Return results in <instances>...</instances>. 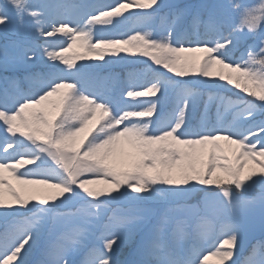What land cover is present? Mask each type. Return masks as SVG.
Masks as SVG:
<instances>
[{
    "label": "snow or ice",
    "instance_id": "6c2138e0",
    "mask_svg": "<svg viewBox=\"0 0 264 264\" xmlns=\"http://www.w3.org/2000/svg\"><path fill=\"white\" fill-rule=\"evenodd\" d=\"M37 7L32 0L0 4V24L9 22V13L22 23L30 17L40 36L60 33L67 45L44 47L41 55L52 63H45V72L31 74L39 81L34 94L5 92L0 97V132L11 137L0 143V209L18 205L2 213L14 219L0 233V264H24L23 255L49 222L54 235L45 246V264H77L70 259L74 255L82 256L79 264H121L114 258V246L140 232L144 235L129 264H236L238 218L258 211L264 226V119L257 120L258 114L264 116V0L183 7L163 0H115L91 11L85 10L87 5H63L81 9L79 18L53 20L50 29ZM131 9L138 11L124 15ZM113 17L159 21L161 31L157 35L141 28L119 37L97 35L108 30L97 25L115 28L121 23ZM191 28L202 31L190 37ZM241 43L245 48L240 60L231 59ZM77 44L84 54L66 56ZM88 53L102 64H75ZM121 53L146 58L132 63L144 64L152 79L116 96L96 86L102 79L97 70L123 61ZM196 53L201 55H184ZM35 58L31 50L22 57ZM215 66L227 69V74L218 73L219 81L250 99L220 95L228 91L224 83L197 79L211 77ZM212 89L218 93L214 117L203 100L204 92ZM169 90L175 93L172 109L162 117L161 98ZM125 96L156 99L129 103ZM47 160L55 167H41ZM24 164L35 167L19 171ZM9 181L55 191L25 198L19 194L23 187L17 190ZM99 183L106 187H90ZM193 193L203 197L205 209L197 216L198 237L208 239L217 223L221 236L214 250L204 254L194 247L189 257L168 239L169 234L172 242L185 235L184 221L154 209L151 202H178ZM121 202L130 211L107 207ZM104 216L108 234L100 237L102 246H90L92 230Z\"/></svg>",
    "mask_w": 264,
    "mask_h": 264
},
{
    "label": "trees",
    "instance_id": "16d2710c",
    "mask_svg": "<svg viewBox=\"0 0 264 264\" xmlns=\"http://www.w3.org/2000/svg\"><path fill=\"white\" fill-rule=\"evenodd\" d=\"M52 10L57 11L61 7V4L65 0H44ZM78 1V0H76ZM4 0H0V4H3ZM106 2V5L113 4L115 0H98L97 5H103ZM219 2V0H192L191 4H204V3H215ZM238 2V1H237ZM105 5V4H104ZM178 6L183 7L184 5L182 3L177 4ZM48 23L44 24V27H48L50 29V22L54 20V17L52 16ZM135 17H130L127 20H124L123 17H118L116 20H120L121 23L117 24L115 28H111L108 25H100L99 28L108 29L106 31H100L101 33H106L110 30H119V29H129V27L136 23ZM189 26L186 25V28ZM182 32H185V29H181ZM197 31H202V29L197 28H191L190 31H187V35L190 37H195V34ZM58 38L60 42H64V35L57 33L55 37H47V36H40L37 32L34 31V27L30 28L27 25H23L21 29L18 30H7L0 28V48L5 47L8 48V51L5 53H1L0 51V97L4 95L5 92H7L9 95L15 94L17 91L22 94H34L37 84L39 81L32 79L31 74H40L45 72L47 69L43 65L44 63V57L41 53L43 52L44 47L51 45V41L53 39ZM15 42H19L20 46H23L24 52L31 50V52H34L38 55V57L35 58L33 62H30L26 65H19L17 63H13L9 57V50L11 51V48L13 47ZM248 43H252V41H248ZM245 45L241 43L233 51L231 54V59L233 60H240L241 55L244 51ZM22 51V50H21ZM43 61V62H42ZM75 64H91L87 60H79L75 62ZM64 67V66H60ZM161 71L164 72L165 75H168L165 73V70L161 69ZM220 71H223L225 74H227V69H220L219 66H215L211 77H203V78H197V79H204L209 82L215 81L216 83H224L226 89L228 91L219 93L220 95H228L231 96L233 93L236 94L238 97H242L243 99H250L245 93L239 92V90L235 89L231 85H227L226 82L219 81L218 79V73ZM97 74L102 78L99 83L96 85L101 90L112 94L115 93L121 94V92H124L125 89L128 87H136L140 88L143 85L147 84L151 79L152 76L148 74L147 69L144 64L139 63H132L127 60H123L121 63H112L110 66H103V68L97 70ZM173 79H177L174 78ZM217 90H207L204 92L203 100L207 101L208 107L210 112L212 113L213 117L215 116V113L217 111ZM175 93H173L171 90H169V93L166 97L161 98L160 103V109H161V116L167 115L171 109H172V99L174 98ZM236 96L233 97V99L236 98ZM51 100H55L56 98H50ZM143 99H156L155 97H137V98H131L130 103L137 102ZM201 107H203V104H201ZM264 119V116L257 115V120ZM7 137L8 139H11L10 136H8L5 132H0V143H2ZM18 139H23L22 137H18ZM25 143H27L25 141ZM12 150L10 149L9 152ZM20 151H25V149H20ZM15 155V153H13ZM17 159H20V157H17ZM24 159H27V157H24ZM259 159V158H257ZM12 162V161H10ZM37 163H40L37 161ZM251 167V165H248ZM35 165H28L24 164L19 171L27 172L29 169L34 168ZM41 167H55L53 162L51 160H47L46 164L41 165ZM89 178L93 179H100L102 180L103 177H94L91 174H88ZM9 183L12 184L13 188H16L19 190L21 187H23V191L19 192V194L22 197H29L34 194H48L52 193L55 190L50 188H45L40 185H26V186H19L16 185L14 181H9ZM90 187L94 188H103L106 187L103 183H99L96 185H90ZM256 193L259 194L260 189L257 188ZM6 199L9 201L11 200L10 197L6 196ZM103 199V197L101 198ZM151 206L154 209H158L160 211H172V212H185L188 208H191L193 206H198L200 210H202L203 207V197H198L195 193L192 195L183 198L182 200L178 202H172V203H166L164 200H157L151 202ZM18 207V205H13V209ZM107 207L118 210V211H130L128 205L126 202H121L119 205H108ZM13 209H0V233H2L6 227H8L12 220L14 218L9 217L5 218L2 213L5 211H13ZM31 215V214H29ZM108 215H111V212L108 213ZM103 216V213H102ZM198 216V215H197ZM197 216L192 220V222H189L185 218H181L184 221L185 225V235L181 238H178L175 242L171 241V236L169 234V242L172 243V246L174 248L179 249L183 253H185L186 256L191 255L192 249L195 247L197 249V252H203L204 254L208 250V246L210 242H208L207 239L199 238L197 235ZM154 221V220H153ZM152 221V223H154ZM107 222V217L104 216L103 220L97 223L95 228L92 230V235L90 236L88 243L89 245H93L96 243H99L101 246L103 244V241L100 239L102 235L108 234L107 230L105 229V223ZM151 225H148L150 227ZM221 230V225L217 223L215 225V229L213 232L209 234V237L213 239V242L215 243L218 240V232ZM147 231V228L144 230ZM54 232L52 230L51 222L42 229L41 235L37 242L33 245V247L27 252L26 255H23L24 264H45L48 257L45 255V246L47 242L53 237ZM144 235V232H140L137 235H134L133 238L127 239L124 244H121L119 246H114L115 250V259H118L121 264H129V261L133 259L131 253L133 249L136 246V243L139 241L141 236ZM241 243V240L239 239L236 248L234 249V257L233 259L236 261V264H260L262 260H264V237L258 236L254 238L253 240L248 242L247 247L240 249L239 244ZM27 247V246H26ZM255 249V251H254ZM23 253V250H22ZM70 259H73L79 264V261L82 259V256L74 255L70 257ZM13 264H17V262H13ZM226 264H231V260L228 261Z\"/></svg>",
    "mask_w": 264,
    "mask_h": 264
},
{
    "label": "rangeland",
    "instance_id": "374dc122",
    "mask_svg": "<svg viewBox=\"0 0 264 264\" xmlns=\"http://www.w3.org/2000/svg\"><path fill=\"white\" fill-rule=\"evenodd\" d=\"M239 3H251L252 0H237ZM98 0H66L63 1L61 4V7L59 9H57V11H54L51 9V7L44 1V0H32V3H34L35 5H37L38 7L36 8L37 11H40L43 13V21L44 24L48 23L50 20H52V16L54 17V20H60V19H78L79 18V14L81 9L79 8H66L63 7V5H87L89 6L87 9V11H91L93 10V8L95 6H103L104 4L106 5V2L103 5H97ZM164 3L167 4H180L182 3L184 6L185 5H192L191 2L192 0H163ZM258 2V0H257ZM129 11H138L136 9H131V10H126L124 15H128ZM9 17L10 20L7 24H0V28L3 29H7V30H18L21 29V27H23V25H27L30 28H33L34 25L33 23H30L31 18L30 17H26L24 22L22 23L20 21L19 18L13 16L11 13H9ZM118 17H113L112 19L115 21ZM59 26V25H57ZM100 25H97L96 27L99 28ZM144 29L145 31H153L155 32L157 35L160 33L161 31V27H160V22L159 21H155L153 22H149V21H143L140 19H136V23H133L129 29H119V30H110L106 33H101L99 34V32H97V35L99 36H107V37H119V36H125L126 34L131 33L134 29ZM66 40V37L64 36V41ZM51 47L57 48L59 49L62 45L64 47H66L67 45L64 42H60V40L58 38L53 39L51 41ZM47 47V46H46ZM22 50V51H21ZM1 53H5L8 51V48H0ZM23 53H24V48L23 46H20L19 42H15L13 45V48L11 49V51L9 50V55H10V59L12 62L17 63L19 65H26L30 62L33 61H27V60H23ZM34 53V52H31ZM35 54V53H34ZM77 54H84V50L79 46V44L74 45L73 48L71 50H69L68 52L65 53L66 56L68 57H72L74 55ZM121 56L124 57L123 60H127L129 62L135 61V60H140V59H146V58H141L138 55L137 56H132L129 53H121ZM184 55H201L199 53L196 54H184ZM35 57H38L37 54H35ZM44 63L43 65H45V63H52L51 61H47V58L44 57ZM106 59L108 60H119L118 57H106ZM87 60L89 63H91L92 65H98V64H102L101 61H97L93 58V54L92 53H88L87 54V58L85 59ZM77 60H75L76 62ZM117 62V63H121ZM58 63V62H57ZM112 63L109 64H105L104 66H110ZM60 66H64V65H60ZM165 73L168 75H172L166 72ZM174 77V76H173ZM176 78V77H174ZM120 94H117L116 96H119ZM125 99L130 103L131 98H127L125 96ZM135 103V102H132ZM204 205L202 207V210H200V208L198 206H193L191 208H188L185 212H172V211H167L169 212L171 215L173 216H180V218H185L187 219L189 222H192V220L198 215V213H201L202 211H204ZM207 211L211 214L212 210L209 208L207 209ZM102 215V213H101ZM155 223V220L153 221ZM238 223L240 225L239 228V239L241 240V243L239 244V248L243 249L245 247H247L248 242L253 240L256 237H260L262 235V237H264V226L261 225L260 222V217H259V213L258 211L256 212V214L254 215H248V216H242L238 218ZM221 236V230L218 232V239ZM208 242H210L209 246H208V250L213 248V245L216 244V242L213 244L211 242H213V239L211 237H208ZM218 246V245H217ZM207 250V251H208ZM207 254V252L205 253ZM227 263V262H226Z\"/></svg>",
    "mask_w": 264,
    "mask_h": 264
}]
</instances>
